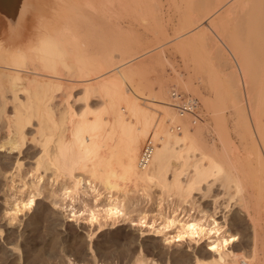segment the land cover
Masks as SVG:
<instances>
[{"label":"bare ground","instance_id":"1","mask_svg":"<svg viewBox=\"0 0 264 264\" xmlns=\"http://www.w3.org/2000/svg\"><path fill=\"white\" fill-rule=\"evenodd\" d=\"M78 1H60L55 15L49 6L45 12H30V16L0 14V151L16 155L13 161L0 160V173L20 172L24 162L18 156L24 154L27 141L37 146V152L33 166L23 173H38L31 183L19 185L10 178L3 186L7 195L4 213L13 217L30 207L48 185V197L53 199L58 192L62 200H70L65 209L72 217L88 211L87 219L97 222L98 227L107 220L115 223L119 218L127 219L132 226L147 228L143 232L163 236L165 243L188 239L200 244L207 239L204 250L201 245L195 248L194 258L200 264H254L232 249L237 237L227 232L215 213L204 211L194 216L196 207L187 198L209 180H231L240 187L241 176L256 173L253 186L259 190L258 201H263L264 159L257 147L256 164L249 163L243 169L234 155L223 98L201 97L212 118V126L206 127L211 140L215 139L210 146L195 125L197 120L203 121L195 96L176 88L163 91L161 76L157 78L160 86L155 92L156 104L143 103L137 74L125 76L120 67L152 49H132L122 41L119 48L123 53H115L107 38L98 34L104 25L91 16L90 11L95 9L92 2ZM195 1L186 0L189 19L178 29L181 33L176 38L192 32L208 40L213 31L233 55L237 67L223 82L224 99L236 110L234 127L244 126L254 144L257 146L258 139L264 151V0ZM47 3L54 8L57 1ZM234 14L241 22L238 31H230L225 21ZM205 21L211 29L203 24ZM186 28L189 30L182 33ZM116 70L118 76L111 79L109 73ZM237 72L243 81L246 106ZM175 73L177 84L196 91L190 74ZM213 75L208 73L211 82ZM77 88L81 90L75 93ZM93 100L99 102L95 108ZM77 103H81L79 108ZM184 115L191 119L182 118ZM171 156L178 159V164L172 178L167 179L165 171ZM183 172L187 175L184 181L180 179ZM63 176L70 183H60ZM152 186L158 187V194L149 190ZM29 188L35 190L26 199L21 198ZM90 198L93 208L86 207ZM52 203L63 206L55 199ZM141 204L154 208L150 222L146 220L149 212H142ZM134 213L137 218H131ZM190 224L196 228L190 229ZM131 264L156 262L135 256Z\"/></svg>","mask_w":264,"mask_h":264},{"label":"rangeland","instance_id":"2","mask_svg":"<svg viewBox=\"0 0 264 264\" xmlns=\"http://www.w3.org/2000/svg\"><path fill=\"white\" fill-rule=\"evenodd\" d=\"M34 1L36 4L33 0H0V14L16 17L23 14L26 16L27 13V16H30V12L32 14L38 11L45 12L49 6L51 13L53 12L52 15H55L59 12L58 3L62 0H54L57 1L54 8L47 3L49 0ZM80 1L92 2L95 8L92 9L95 13L90 11L89 5V9L88 6H84V8L92 13L91 16L94 20L96 19L95 21L100 19L101 22H99L104 27L98 34L107 38L109 46L112 45L115 53H123V49L119 48L122 41L131 45L132 49L139 47L152 49L149 53L147 52L134 60L126 58L129 61L120 67L121 73L125 76L138 75L136 78L143 91V103L156 104L155 92L160 86L157 78L161 76L163 91L176 88L195 96L200 104L197 109L199 117L203 118V121L197 120L195 125H199L205 143L210 146L212 142L215 143V139L211 140L206 127L207 124L212 126V118L206 112L201 97L217 101L223 98L225 105L223 111L232 138L234 155L239 160L235 158L238 164L240 163L241 167L244 166L243 169L249 163L255 165L257 158L255 147L259 150L261 158L264 159V151L257 137L255 138V140L257 139L256 146L253 142L254 139L244 131V126V129L242 126L234 127V121L238 118L236 110L229 100L224 99L223 82L230 79L232 71H236L234 68L237 67L233 55L220 43L213 31H210L208 40H201L197 36H193L192 32H187L178 39L176 38V35L181 33L178 32V29L184 27L189 19L190 14L186 0ZM34 4L37 6L39 4V6L36 7ZM35 8L37 11L34 10ZM41 14L38 15L41 16ZM193 14L196 13L193 12ZM237 18L238 14H234L225 20L230 31H238L241 27V22ZM203 24L208 26L207 21ZM208 28L211 29L209 26ZM188 30V28L183 29L182 33ZM92 46L96 47L97 45ZM176 71L184 75L190 74L196 91L187 90L177 84L175 81ZM208 73L214 74V81L209 80ZM109 74L111 79L116 78L118 70ZM237 75L240 78L239 86L241 89L243 88V91L242 78L239 73ZM80 90L81 88H77L74 92L78 93ZM166 96L168 97V92ZM242 98L246 106L245 95ZM93 101L91 102V104L93 103L92 107L99 105L98 101ZM77 104L75 106L79 108L81 103ZM171 109L177 113L173 105H171ZM182 118L191 119L187 115ZM24 146V154L18 156L24 162L20 172L0 173V264H131L135 256L147 258V261L152 259L156 264H189V260L196 254L195 248L197 249L201 245V248L205 249L209 243L206 242L207 239L200 244H195L188 239L165 243L163 236H155L151 231L143 232L142 230L147 228L139 225L132 226L129 224L131 223L129 220L122 218H119L115 223L107 220L106 224H101L102 226L98 227L97 222L91 223L87 219L88 211H85L84 215L72 217L71 212L65 209V206L70 202L68 198L62 200L58 192L53 199L48 197V191L51 189L48 185H45L43 192L37 196L30 207L19 210L13 217L5 214L4 200L7 195L4 194L2 188L6 183H9V179L15 178L19 185H24V182L31 183L37 179L38 173L33 175L23 173L33 166L37 146L28 141ZM141 146L139 151L142 149ZM14 155L12 154L13 157H11L7 152L0 151V160L13 161L16 156ZM177 164L178 159L175 157L171 156L168 159V167L165 171L167 179L172 178V171ZM189 171L190 168L187 169V173ZM24 174H26L24 179H21ZM245 175L246 178L241 176L242 185L240 187H237L231 180L226 183L221 182V179L213 182L209 180L208 183L201 185V188L193 190L187 199L192 200L194 204L192 206L196 207L194 216L199 217L204 211L215 213L214 216L219 221L221 220V224L225 223L227 232L236 235L237 240L234 241L232 249L242 252L254 264H264V200L258 201L259 190L253 186L256 173H245ZM45 176H49V173H46ZM186 177L185 172L180 175L182 181ZM49 178L51 177L49 176ZM59 181L63 184L70 183L66 176L59 178ZM31 190L35 189L29 188L21 198L26 199L28 197L26 195ZM149 190L154 194L159 192L158 187L152 186ZM117 194H121V192ZM15 199L19 200L20 198L16 197ZM54 199L61 202L63 206L54 205L52 203ZM77 206L79 204H76ZM86 207H94L91 198ZM140 208L142 212L146 210L149 212L146 220L150 222L154 219L155 210L153 207L147 208L141 204ZM137 217L136 213L131 215V218ZM103 222L101 219V223ZM157 223L155 222V224Z\"/></svg>","mask_w":264,"mask_h":264},{"label":"snow or ice","instance_id":"3","mask_svg":"<svg viewBox=\"0 0 264 264\" xmlns=\"http://www.w3.org/2000/svg\"><path fill=\"white\" fill-rule=\"evenodd\" d=\"M189 228L190 229H195L196 228V225H193V224H190L189 225ZM182 237H177V239H181ZM225 244H227V241H225ZM213 251L216 250L215 246H213ZM189 264H200V260L198 258H191L189 260Z\"/></svg>","mask_w":264,"mask_h":264}]
</instances>
